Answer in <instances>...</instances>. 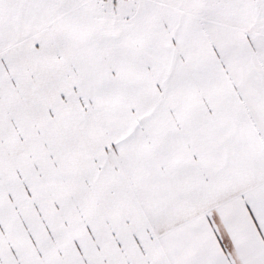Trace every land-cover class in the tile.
Segmentation results:
<instances>
[{
	"label": "snow or ice",
	"instance_id": "1",
	"mask_svg": "<svg viewBox=\"0 0 264 264\" xmlns=\"http://www.w3.org/2000/svg\"><path fill=\"white\" fill-rule=\"evenodd\" d=\"M0 264H264V0H0Z\"/></svg>",
	"mask_w": 264,
	"mask_h": 264
}]
</instances>
